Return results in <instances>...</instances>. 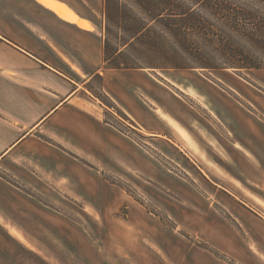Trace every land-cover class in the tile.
Wrapping results in <instances>:
<instances>
[{
  "label": "crops",
  "instance_id": "0c3cea01",
  "mask_svg": "<svg viewBox=\"0 0 264 264\" xmlns=\"http://www.w3.org/2000/svg\"><path fill=\"white\" fill-rule=\"evenodd\" d=\"M102 5L0 0V264H264V68L106 67Z\"/></svg>",
  "mask_w": 264,
  "mask_h": 264
},
{
  "label": "trees",
  "instance_id": "16d2710c",
  "mask_svg": "<svg viewBox=\"0 0 264 264\" xmlns=\"http://www.w3.org/2000/svg\"><path fill=\"white\" fill-rule=\"evenodd\" d=\"M103 12L113 25L105 27L106 67L232 69L240 75L244 69L264 68V0H103ZM110 34L119 37L116 46ZM132 50L167 62L132 63ZM89 90L107 112L113 109L132 123L103 90ZM106 120L127 131L108 113ZM134 197L158 215L144 198Z\"/></svg>",
  "mask_w": 264,
  "mask_h": 264
},
{
  "label": "rangeland",
  "instance_id": "374dc122",
  "mask_svg": "<svg viewBox=\"0 0 264 264\" xmlns=\"http://www.w3.org/2000/svg\"><path fill=\"white\" fill-rule=\"evenodd\" d=\"M100 18H101V23H102V25H103V28H104V31H105V36L107 35V30H105V27H107V26H110L111 25V27H113V25L112 24H110V22H109V20H108V18H107V16L104 14V12H103V5L101 6V12H100ZM114 30L116 31V29L114 28ZM116 33V32H115ZM109 37H110V40H111V44L113 45V46H116L119 42H120V40H119V37H117L115 34H110L109 35ZM166 47H167V49L168 48H170V50H171V48H172V45H170V44H166L165 45ZM137 49V51H138V47L136 48ZM137 51L136 50H132V51H129V56L133 59H131V61H132V63H138V64H140V65H144V66H150L153 62H161V63H166L167 61H164V59L163 58H160L159 60L158 59H156V58H158V57H156L153 53L151 54V55H147L146 57L145 56H141L140 55V53L138 52L137 53ZM184 55V54H183ZM185 57H187V58H190L187 54H185L184 55ZM150 68V67H149ZM165 68H152V70H154L155 72H165V70H164ZM195 71H199V72H202L204 75H206L207 77H209V78H211V79H213V73L215 74L217 71H215V70H213V69H200V68H196L195 69ZM245 72H248V71H245ZM263 75L264 74H261V75H257V74H249L248 76L250 77V79L252 80V81H254V82H257L258 84H260L259 82H258V76H262L263 77ZM100 81H101V79L99 78V77H97V78H95L94 80H93V82L88 86L89 88H92L96 93L97 92H100V90H99V86H100ZM224 81V80H223ZM224 84H226L227 86H228V84L226 83V81H224L223 82ZM253 91V90H252ZM254 92V91H253ZM254 95H256V93L254 92ZM109 118H111V119H115V117L114 116H116V117H121L118 113H117V111H115V110H111L110 109V111H109ZM123 127L127 130V131H129L130 130V127H131V125L130 124H126V125H123ZM164 162V161H163ZM165 163V165H167L168 167H170V168H172V166L169 164V163H167V162H164ZM173 169V168H172ZM124 210V208H122L121 209V211H123Z\"/></svg>",
  "mask_w": 264,
  "mask_h": 264
},
{
  "label": "bare ground",
  "instance_id": "6f19581e",
  "mask_svg": "<svg viewBox=\"0 0 264 264\" xmlns=\"http://www.w3.org/2000/svg\"><path fill=\"white\" fill-rule=\"evenodd\" d=\"M57 9L59 10V11H61V12H65V10L63 9V8H61V7H59V6H57ZM232 80V83H234V84H238L235 80H233V79H231ZM224 82V81H223ZM258 82L262 85V86H264V75H263V77L261 76H258ZM257 83V82H256ZM177 84V83H176ZM189 92H191V94H193V95H195V96H199L198 95V92L196 91V89H194L193 87H191L190 89H187ZM203 97V96H202ZM199 99V98H198ZM200 100V99H199ZM201 100H202V103L205 105V106H208V103H206V101H205V99H204V97L203 98H201Z\"/></svg>",
  "mask_w": 264,
  "mask_h": 264
}]
</instances>
